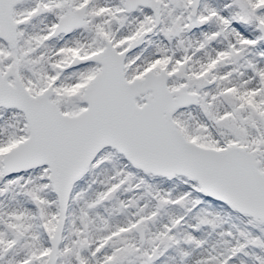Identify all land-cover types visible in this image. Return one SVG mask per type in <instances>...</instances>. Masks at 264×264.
I'll list each match as a JSON object with an SVG mask.
<instances>
[{
	"label": "snow or ice",
	"instance_id": "1",
	"mask_svg": "<svg viewBox=\"0 0 264 264\" xmlns=\"http://www.w3.org/2000/svg\"><path fill=\"white\" fill-rule=\"evenodd\" d=\"M0 264H264V0H0Z\"/></svg>",
	"mask_w": 264,
	"mask_h": 264
}]
</instances>
